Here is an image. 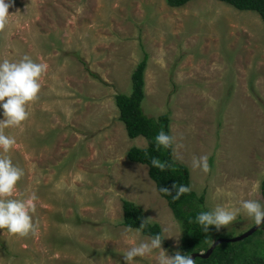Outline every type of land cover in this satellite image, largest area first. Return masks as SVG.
I'll list each match as a JSON object with an SVG mask.
<instances>
[{
	"label": "rangeland",
	"instance_id": "374dc122",
	"mask_svg": "<svg viewBox=\"0 0 264 264\" xmlns=\"http://www.w3.org/2000/svg\"><path fill=\"white\" fill-rule=\"evenodd\" d=\"M6 2L0 63L28 56L47 71L28 119L4 129L16 140L6 155L23 171L13 198L35 197L36 227L25 237L0 229V264H126L123 253L152 237L120 223L122 198L160 224L168 255L180 250V223L147 165L126 156L147 139L127 135L114 101L115 92L130 91L141 45L142 108L169 111L172 156L187 165L190 188L204 192L205 210L246 199L264 206V22L255 10L222 0ZM201 155L208 173L192 167ZM253 223L241 211L220 230L231 237ZM248 246L264 254V225ZM156 255L133 264H157Z\"/></svg>",
	"mask_w": 264,
	"mask_h": 264
},
{
	"label": "trees",
	"instance_id": "16d2710c",
	"mask_svg": "<svg viewBox=\"0 0 264 264\" xmlns=\"http://www.w3.org/2000/svg\"><path fill=\"white\" fill-rule=\"evenodd\" d=\"M169 6H180L188 0H165ZM239 9L255 10L264 22V0H222ZM141 57L130 72L131 88L129 92L118 91L114 94V101L118 107V118L123 121L128 136L143 135L147 139L145 146H130L126 150V156L130 160L145 163L147 173L155 182L158 192L166 199L174 217L181 226L180 252L188 255L193 251H204L218 236H227L226 233L215 226H209L208 232H204L202 226L196 221V217L206 211L204 192L197 193L190 188L189 169L186 164L175 160L172 156V146L157 148L155 137L160 131L171 136L169 123V111L159 113L156 116L148 115L142 108L144 97V70L147 64L148 53L141 45ZM89 70V69H88ZM91 75L96 73L89 70ZM172 137V136H171ZM153 158L165 162L171 167L161 171L151 164ZM177 187L184 185L190 188L188 193L183 194L178 200L171 195H166L160 188H168L175 195ZM261 193L264 197V178L261 180ZM122 218L120 223L128 227L139 229L143 234L154 237L163 234L161 226L156 221L149 220L145 227L140 228L143 220L148 219L144 215L142 207L132 200L122 198ZM264 223L250 235L236 241H222L215 245L207 257L196 256V264H264V254L250 248L248 242L252 234L261 230ZM164 241V239H163Z\"/></svg>",
	"mask_w": 264,
	"mask_h": 264
},
{
	"label": "clouds",
	"instance_id": "9594fccd",
	"mask_svg": "<svg viewBox=\"0 0 264 264\" xmlns=\"http://www.w3.org/2000/svg\"><path fill=\"white\" fill-rule=\"evenodd\" d=\"M10 7H12V3L0 0V32H3L9 23ZM46 71V64L36 63L28 56H24L19 62H10L5 59L0 63V107L3 108L4 116V119L0 120V149L5 154L0 155V229L20 237L35 232L36 226L30 215L36 211V205L33 202L35 197L32 196L25 200L13 198L23 171L14 166L10 157L6 155L16 144V140L14 137L5 135L4 129L20 127L28 119L27 106L38 99L41 89L40 77ZM155 141L158 149L160 146L170 148L174 138L160 131L155 137ZM151 164L161 171L171 167L156 158L151 160ZM192 167L208 173L211 170L208 156L193 157ZM173 188L176 189L175 195H172L170 189L166 187L160 188V191L171 195L174 200H178L183 194L190 191V188L184 185L177 187L174 184ZM257 188L258 185L254 184L252 192H255ZM216 195L231 197L233 193L217 188ZM241 211L252 218L256 225L264 223V206L256 199L242 200L238 208L217 205L210 211L201 212L196 217V221L202 226L204 232H208L209 226H215L219 231L235 221ZM149 219L143 220L140 228L145 227ZM163 239L161 235L157 234L147 242L132 245L123 253L126 264H133L135 258H146L154 252L157 253L155 257L157 264H196L191 255H182L180 252H176L172 256L168 255L162 247Z\"/></svg>",
	"mask_w": 264,
	"mask_h": 264
},
{
	"label": "water",
	"instance_id": "95a60500",
	"mask_svg": "<svg viewBox=\"0 0 264 264\" xmlns=\"http://www.w3.org/2000/svg\"><path fill=\"white\" fill-rule=\"evenodd\" d=\"M262 224L256 225L255 223H253L247 229H245V230L241 231L240 233H238V234H236L234 236H231V237L218 236L210 243V245L204 251H193V252H191L188 255H191L193 259L196 256L207 257L211 253V251L213 250V248L215 247L216 244H218V243H220L222 241H236V240H240V239L250 235L251 233H253Z\"/></svg>",
	"mask_w": 264,
	"mask_h": 264
},
{
	"label": "crops",
	"instance_id": "0c3cea01",
	"mask_svg": "<svg viewBox=\"0 0 264 264\" xmlns=\"http://www.w3.org/2000/svg\"><path fill=\"white\" fill-rule=\"evenodd\" d=\"M141 104H142V102H141ZM145 112V111H144ZM146 113V112H145ZM180 162V161H179ZM183 163V162H182ZM185 164V163H184Z\"/></svg>",
	"mask_w": 264,
	"mask_h": 264
}]
</instances>
